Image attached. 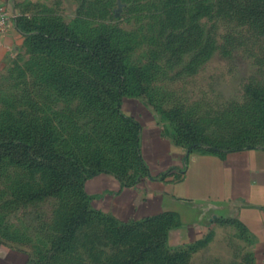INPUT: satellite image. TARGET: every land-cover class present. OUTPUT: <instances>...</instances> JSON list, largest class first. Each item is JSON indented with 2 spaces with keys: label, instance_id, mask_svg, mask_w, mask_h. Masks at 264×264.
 <instances>
[{
  "label": "rangeland",
  "instance_id": "1",
  "mask_svg": "<svg viewBox=\"0 0 264 264\" xmlns=\"http://www.w3.org/2000/svg\"><path fill=\"white\" fill-rule=\"evenodd\" d=\"M20 4L17 17L33 25H63L85 41L108 32L111 44L123 52L128 73L123 110L140 122L141 131L139 115L143 122L158 121L174 141L264 144V19L254 15L264 0ZM24 35L21 51L0 68V131L19 125L17 132L24 134L29 123L48 124L58 153L75 158L101 153L114 169L136 175L137 161L117 152L120 146L110 142L109 129L93 122L94 112L84 111L78 93L65 94L42 79L46 61ZM115 119L125 130L126 124ZM50 176L49 167L7 155L0 159V264H123L151 235L155 224H140L137 232L125 235L121 222L92 210L70 242L59 240L82 198L75 185L36 195ZM228 237L219 230L193 245L155 241L132 264H247L248 241Z\"/></svg>",
  "mask_w": 264,
  "mask_h": 264
},
{
  "label": "crops",
  "instance_id": "2",
  "mask_svg": "<svg viewBox=\"0 0 264 264\" xmlns=\"http://www.w3.org/2000/svg\"><path fill=\"white\" fill-rule=\"evenodd\" d=\"M22 1L0 0L17 11ZM24 40L14 20L0 35V68ZM138 117L148 171L132 184L106 171L87 178L85 189L95 205L121 221L163 219L168 241L176 246L201 243L225 230L231 240L248 241L247 264H264V145L188 149L163 134L158 121Z\"/></svg>",
  "mask_w": 264,
  "mask_h": 264
},
{
  "label": "trees",
  "instance_id": "3",
  "mask_svg": "<svg viewBox=\"0 0 264 264\" xmlns=\"http://www.w3.org/2000/svg\"><path fill=\"white\" fill-rule=\"evenodd\" d=\"M254 15L264 19V7L254 11ZM16 23L23 34L28 33L30 45L35 53L43 56L44 62L46 61L47 67L43 69L42 79L54 83L57 89L66 92L65 94L78 93L84 111H93V122H98L103 128L109 129L110 142L121 147L117 148V152L123 154L125 159L137 161L140 167L139 172L132 176L129 171L121 172L114 169L106 163V158L101 153L79 158L58 153L51 146L48 124L29 123L25 125L29 131H24V134L17 132L20 128L16 127H21L19 125H9L5 127L7 129L0 131V159L7 155L17 162H28L33 166H45L51 169L49 185L35 193L36 195L55 193L68 185L76 186L82 198L81 208L68 217L64 232L59 238L70 242L75 228L90 217V211H102L94 206L92 196L85 189L87 178L106 171L117 175L125 184H132L148 171L141 153V124L134 116L125 113L122 106L128 91V73L124 55L122 50L111 44L108 32L99 33L92 40L85 41L72 34L66 26L56 23L33 25L32 20L24 19L20 15L16 18ZM73 56L77 57L76 61ZM69 61L74 62V66H70ZM87 62H89L88 67H86ZM54 63L55 67H53ZM115 118L126 124L125 130L120 128ZM176 143L188 149L212 150L264 145L257 142L248 144L243 142L228 146H201L199 140ZM107 216L111 220L121 222L122 233L124 232L125 235L137 232L140 224H155L150 231L151 235L146 236L141 247H138L132 257L123 264L135 262L144 255L143 252L147 248H152L155 241H168V227L163 219L147 217L121 221L111 214Z\"/></svg>",
  "mask_w": 264,
  "mask_h": 264
},
{
  "label": "built area",
  "instance_id": "4",
  "mask_svg": "<svg viewBox=\"0 0 264 264\" xmlns=\"http://www.w3.org/2000/svg\"><path fill=\"white\" fill-rule=\"evenodd\" d=\"M18 11L16 9L9 10L4 4L0 2V35L9 31L16 20Z\"/></svg>",
  "mask_w": 264,
  "mask_h": 264
}]
</instances>
